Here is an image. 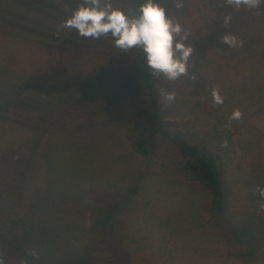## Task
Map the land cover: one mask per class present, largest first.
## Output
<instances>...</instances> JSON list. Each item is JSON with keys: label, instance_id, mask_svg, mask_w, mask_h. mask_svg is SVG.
<instances>
[{"label": "rangeland", "instance_id": "1", "mask_svg": "<svg viewBox=\"0 0 264 264\" xmlns=\"http://www.w3.org/2000/svg\"><path fill=\"white\" fill-rule=\"evenodd\" d=\"M112 2L129 11L141 0ZM159 2L194 49L188 75L174 82L152 76L140 49L126 53L111 36L59 29L81 0H0V140L12 146L7 152L0 144V182L31 201L22 187L29 174L44 186L45 169L51 200L43 199V227L35 225L31 237L86 254L88 264H264V213L254 191L264 186V4L236 10L224 0H182L176 9L174 0ZM228 32L244 45L223 44ZM146 78L162 118L229 129L234 159L221 171L229 219L211 213L203 192L150 174V159L131 151L125 131L135 110L149 104ZM214 87L223 105L212 103ZM161 90L175 91V101ZM237 108L243 119L229 127ZM110 207L112 227L101 230ZM243 224L252 253L247 240L233 243ZM114 248L131 261H117Z\"/></svg>", "mask_w": 264, "mask_h": 264}, {"label": "trees", "instance_id": "2", "mask_svg": "<svg viewBox=\"0 0 264 264\" xmlns=\"http://www.w3.org/2000/svg\"><path fill=\"white\" fill-rule=\"evenodd\" d=\"M214 22L212 20L209 25ZM144 87L149 104L135 110L125 131L131 151L150 159L147 168L150 174L172 175L180 184L203 192L207 196L211 213L217 217L224 215L226 220L229 219L231 214H225V194L221 180L224 164L232 163L234 159L229 129L219 121L210 120L200 130L190 119H164L160 115L156 89L150 78H146ZM2 114L0 112V117ZM224 140L228 141L227 148L221 146ZM3 143L6 144L4 140H0V144ZM6 145L9 152L12 146ZM40 174L45 180L44 186L39 187L29 174L22 187L27 190L28 199H32L27 202H24L25 196L21 197L16 191L7 190L0 182V254L4 256L6 264H20L21 260H27V264H88L86 254L67 252L59 245L41 244L32 239L33 229L38 228L34 226L38 224L43 227L40 224L43 199L51 200L45 190V169ZM110 208L105 210V215L98 224L101 230L112 227L111 216L116 210ZM251 211L255 210L251 208L249 212ZM241 228L235 231L237 239L233 241L234 244L240 239V243L246 241L250 234L245 224ZM247 242L248 253H252V245L248 240ZM31 248L38 249V259L28 255L27 250ZM129 256L128 251L115 249L117 261H127Z\"/></svg>", "mask_w": 264, "mask_h": 264}, {"label": "clouds", "instance_id": "3", "mask_svg": "<svg viewBox=\"0 0 264 264\" xmlns=\"http://www.w3.org/2000/svg\"><path fill=\"white\" fill-rule=\"evenodd\" d=\"M224 3L239 10L242 6L249 10H258L264 0H224ZM176 9H182V0H174ZM223 6V5H221ZM255 14H259L258 11ZM231 16H225L223 26L228 28ZM59 29L74 30L79 37L99 40L111 36L113 46L122 52L140 49L144 55L147 68L152 76H163L168 81H176L188 75L189 60L194 49L189 41V33L179 19L168 14L166 7L159 0H141L134 10L126 11L114 7L112 0H81V3L63 20ZM223 44L229 48H240L244 41L228 32L220 37ZM194 80L195 77H192ZM160 95L169 103L175 101V91L161 90ZM212 103L223 105L224 97L218 88L211 91ZM243 119L240 109H234L230 114L228 126L232 121ZM222 147H228V141L222 142ZM261 197L258 214L264 213V186L257 185L254 189ZM29 256L39 258L36 248L27 250ZM0 264H6L0 254ZM20 264H27L21 260Z\"/></svg>", "mask_w": 264, "mask_h": 264}]
</instances>
